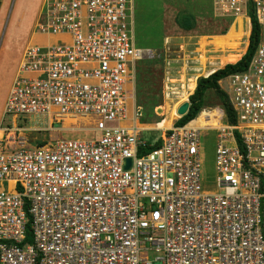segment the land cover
I'll list each match as a JSON object with an SVG mask.
<instances>
[{
	"label": "built area",
	"instance_id": "1",
	"mask_svg": "<svg viewBox=\"0 0 264 264\" xmlns=\"http://www.w3.org/2000/svg\"><path fill=\"white\" fill-rule=\"evenodd\" d=\"M209 1L248 20V41L251 17L259 27L247 67L218 81L235 122L203 107L207 126L147 142L125 124L129 68L148 55L134 45L130 0H43L46 41L25 47L0 121V264H264V0ZM18 116L89 136L31 147Z\"/></svg>",
	"mask_w": 264,
	"mask_h": 264
},
{
	"label": "rangeland",
	"instance_id": "2",
	"mask_svg": "<svg viewBox=\"0 0 264 264\" xmlns=\"http://www.w3.org/2000/svg\"><path fill=\"white\" fill-rule=\"evenodd\" d=\"M42 2L0 0V121L25 47L46 41V37L36 33ZM130 8L134 45L148 55L136 62L133 69L129 68L132 74L127 86L129 120L125 124L136 128L133 114L138 111V123L149 127L137 129L139 137L153 142L165 133L166 130H161L163 124L171 127L180 119L177 108L189 101L201 77L223 68L226 64L220 67L222 63L232 62L234 53L246 51L248 33L245 37V31H249V27L247 19L242 17L230 21L218 15L209 0H130ZM221 86L226 87L224 79ZM217 104L221 105L217 92L207 90L203 106ZM11 118L5 116L2 126L10 124ZM15 122L27 127L24 135L31 147L89 136L83 129H63L62 124L56 122L50 129L45 116H18ZM206 134L200 140L202 177L211 181L215 134Z\"/></svg>",
	"mask_w": 264,
	"mask_h": 264
},
{
	"label": "trees",
	"instance_id": "3",
	"mask_svg": "<svg viewBox=\"0 0 264 264\" xmlns=\"http://www.w3.org/2000/svg\"><path fill=\"white\" fill-rule=\"evenodd\" d=\"M247 23H248V20H247ZM247 33H248V30L245 31V37L247 36ZM258 38H259V27L257 23L255 22V20L251 17L249 41H248L246 51L244 49L245 53L244 51H239V52L234 53V57H236L237 60L240 58L241 54L243 53L244 54L241 56V58L238 61L228 62L229 64L225 63L226 65L223 68L219 67L220 69H217V70L215 69L214 72L212 71L213 73L210 72L207 76L201 77L197 81L196 88H194L195 91L193 90L194 92L189 97L190 106H189L188 112L175 123L176 126H182L188 123L200 113V111L204 107L203 106L204 94L209 89H213L219 95L220 104L221 106H223L225 110V114H226L228 122L230 123L235 122V114L233 112V109L225 93L220 90L218 81L221 78L233 72L242 71L247 67L256 49ZM246 43H245V46H246ZM38 144L41 145L43 143H38ZM159 144H160V140H158L154 146H158ZM151 148L152 147H148L146 151H148Z\"/></svg>",
	"mask_w": 264,
	"mask_h": 264
},
{
	"label": "bare ground",
	"instance_id": "4",
	"mask_svg": "<svg viewBox=\"0 0 264 264\" xmlns=\"http://www.w3.org/2000/svg\"><path fill=\"white\" fill-rule=\"evenodd\" d=\"M135 105V104H134ZM218 105V104H217ZM135 107V106H134ZM137 111V110H136ZM133 115H136L135 118L133 119V125L134 127H136V129H143V128H149L148 126H145V125H140L138 123V116H139V113L137 111V113L133 114ZM189 126H194V127H204V126H207L208 123L206 122L205 118H204V114H198L193 120L189 121L188 123ZM127 125V124H126ZM176 126V125H175ZM169 124H163L161 126V130L165 131V130H168L170 128L173 127V125L171 127H169ZM168 128V129H167ZM0 135H1V131H0Z\"/></svg>",
	"mask_w": 264,
	"mask_h": 264
},
{
	"label": "water",
	"instance_id": "5",
	"mask_svg": "<svg viewBox=\"0 0 264 264\" xmlns=\"http://www.w3.org/2000/svg\"><path fill=\"white\" fill-rule=\"evenodd\" d=\"M189 106H190V102L189 101H185L183 102L181 105H179V107L177 108V115L181 117H183L187 112H188V109H189ZM130 165V160H127V165H126V168H128Z\"/></svg>",
	"mask_w": 264,
	"mask_h": 264
},
{
	"label": "crops",
	"instance_id": "6",
	"mask_svg": "<svg viewBox=\"0 0 264 264\" xmlns=\"http://www.w3.org/2000/svg\"><path fill=\"white\" fill-rule=\"evenodd\" d=\"M248 27H249V26H248ZM248 32H249V31H248ZM212 40H213L212 42H214V43L216 42L215 39H214V37H213ZM247 45H248V44H247ZM247 45H246V46H247ZM240 58H241V57H240ZM240 58H239V59H240ZM239 59H238V60H239ZM238 60H237V58L235 57V58L232 60V62H236V61H238ZM223 64H225V63H222L221 66H222ZM221 66H220V67H221ZM218 68H219V67H218ZM211 72H212V71H211ZM213 72H214V70H213ZM213 72H212V73H213ZM195 86H196V85H195ZM194 88H195V87H194ZM193 90H194V89H193ZM192 92H193V91H192ZM192 92H191V93H192ZM191 93H190V94H191ZM190 94H189V95H190ZM129 126H130V125H129Z\"/></svg>",
	"mask_w": 264,
	"mask_h": 264
}]
</instances>
